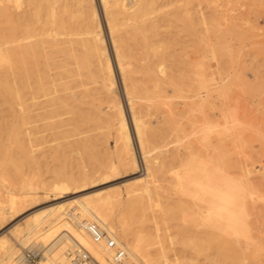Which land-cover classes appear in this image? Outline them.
<instances>
[{
  "label": "bare ground",
  "instance_id": "6f19581e",
  "mask_svg": "<svg viewBox=\"0 0 264 264\" xmlns=\"http://www.w3.org/2000/svg\"><path fill=\"white\" fill-rule=\"evenodd\" d=\"M193 2L192 10L184 7L182 14L189 21L188 29L191 30L196 45L195 53L199 55L203 18L200 0ZM176 3L177 0H0V153L5 152H2L3 148H6L3 139L5 141L7 138L11 145L16 146L17 153L22 154L21 159L17 160L11 153L9 159L12 160L13 157L12 162L20 163L19 167L22 169L28 164L39 166L38 159L32 156L33 147L37 145H33L31 133L26 129H20L21 124L24 126L32 119L27 116L28 112L35 110L39 111L35 116L45 122V127L56 131L55 134L61 138L85 137L79 142L69 141L59 146L58 149H62L64 153L72 150L75 145L82 146L85 150L104 144L109 145L110 136L114 135L113 153L109 158L108 156L100 158L95 167L96 174L100 173L101 177H115L126 170H130L131 175L142 173L140 175L142 177L139 176L140 178L127 183L129 185L124 190L115 194L99 192L85 197V201L74 197V200L70 203L68 201L67 204H75V207L69 208V205L56 202L57 205L48 209L39 210L30 216L28 214L29 217L25 218L23 223L14 225L7 235L0 239V255L2 260L6 261L5 264H24V254L20 255V249L15 245L17 244L15 241V244L13 243L12 238L21 239L22 244L29 243L31 250L41 245L44 248L41 264H72L71 253L79 245L91 252L101 264H111V254L103 246L95 245L86 233L85 227L89 224L98 225L123 244L132 264H169L167 250L162 242L163 235L157 222V217H160L157 214L161 212L164 214V209L160 199L162 192L156 188L155 179L156 175L165 173L169 161L158 157L152 161L149 153L151 149L166 147L173 141V137L176 138V142L182 143V140L186 141L192 132L195 135L197 131L204 129L203 125L199 126L200 122L198 124L187 115L193 113L194 107H200L201 102L206 99L212 100L214 93V89L211 88L207 89L206 96H201L199 90L194 91L191 96H186L181 84L177 86L178 83L176 84L169 74L168 63L171 59L168 50L173 43L168 39V33L176 20L184 21L182 20L184 17L181 18L176 13L177 8L170 10L174 5L177 7ZM191 5L190 3L188 6ZM100 9L123 82V95L131 115L141 162L136 156L127 116L116 90L114 67L108 53ZM197 66L200 67L198 64ZM197 77L200 78L201 74L197 73ZM169 88L173 90L170 91ZM173 93L175 95H171ZM174 98L185 101L173 104ZM212 103L211 108L214 111V100ZM16 105L24 108L23 114L18 116ZM178 105L187 108V112L178 109ZM160 106L165 108L162 113L160 112L161 122L158 123V127H149L148 123L144 122V117L152 118L158 115ZM153 109L157 110V114ZM17 116L21 119V124L15 130L12 127V132L8 133L12 129L9 119ZM204 116L205 132L212 135L217 129L215 115ZM103 128L106 129L105 133L93 135ZM188 130H191V133ZM22 134L28 137V145L19 138ZM101 135L106 140L103 139V142L99 143ZM211 140L208 141L210 151L208 160L203 161L196 155L198 150L192 149L196 152H190V154L193 152L192 157L185 165L184 173L177 175L176 181H179L177 188L191 186L195 189L191 188L190 192L206 205L204 208L205 205L202 204L206 211L202 210L201 218L208 228L221 229L228 236H233L238 247L242 238L249 245L253 238L251 226L246 219L245 197L250 192V185L235 180L233 176L230 177L218 168L214 157L218 143L215 144L214 140ZM149 143L155 146L152 148ZM149 147L151 149H148ZM176 159L180 160L179 154ZM177 188L175 187L176 191ZM82 190L84 189L80 186L72 188L68 182L63 181L57 185L53 184L49 191H43L42 196L30 194L26 197H13L9 205L2 208L7 214H0L3 215L0 216V220L7 218L9 226L17 218L32 210L27 208L38 201L37 206H40L42 200L51 204L62 200L65 195L77 194ZM171 197L166 198L169 199V203L173 201ZM158 202L161 207H158ZM180 202L178 203L181 204ZM189 202L185 203L189 204L188 207L192 203ZM116 204H128L136 210L142 209L144 214L149 211L148 214H152L151 221L154 222V232H146L145 229L136 234L127 232L124 218L116 220L115 216L108 212V209H112ZM157 207L161 212H157L155 209ZM190 230L187 233L193 236L190 240L191 245L208 244V238L213 245L211 237L216 236L214 232V234L211 231L189 232ZM120 232L122 237L119 235ZM203 235L209 237L206 239ZM168 236L171 245H174V239L171 235ZM216 237L215 239H218ZM233 244L230 247L236 249ZM172 264L181 262L175 261Z\"/></svg>",
  "mask_w": 264,
  "mask_h": 264
},
{
  "label": "rangeland",
  "instance_id": "374dc122",
  "mask_svg": "<svg viewBox=\"0 0 264 264\" xmlns=\"http://www.w3.org/2000/svg\"><path fill=\"white\" fill-rule=\"evenodd\" d=\"M177 1L179 5L176 3L177 7L174 5L173 8L170 7V10L177 8L176 13H178V16L181 18L184 17L182 19L184 21L181 22L176 20L174 26L168 33V39L173 43L170 44L171 47L168 50L170 54L169 59H171L168 63V67L170 68L169 74L175 80L176 84L178 83L177 86H180L181 84V87L185 90L184 94H186V96H191L198 90L201 96H206L208 90L211 88L214 89V93L211 97L212 100L206 99L207 101H200L202 103L201 106L194 107L195 109L193 113H190V115L188 113L187 115L189 119L197 121L198 124L200 122L201 124L199 126L203 125L202 127H204V129L202 128L201 131L196 132L198 135H196V133L194 135L193 132V134L191 133V130H188L191 133V138L188 136L190 139H185L186 141L183 139L181 143V141L176 142V138L173 137V141H170L171 143L169 145L166 147L162 146V148L156 150L151 149V147L153 148L155 145L153 146L149 143V146H151L148 148L151 149L149 156L151 154L150 158L152 157V161L157 157L159 159L166 158L169 161L165 173L158 176L156 175L155 177L157 180L156 188L160 190L159 192H164L163 194L160 193V199L162 202L159 199L161 206H163L164 214H162L160 208L158 209V207H161L159 202V206L155 209L158 210H156L157 212H161L160 214H157L160 216L157 217V222L159 223L158 227L161 229V234L163 235L162 242L167 250L169 264H172L175 261H179L181 264H264V0H200L203 23L200 28L202 38L199 46V55H196L195 53L196 45L194 44L193 36H191V30L188 29L189 21L185 15L183 16L184 7L188 10H192L194 2L193 0ZM187 3L188 5L191 3V7L188 6ZM100 17L103 23L108 53L114 67L116 90L122 100V107L126 113L125 116H127L126 118L131 131L132 142H134V149L136 148V156L141 162L135 131L133 124L131 123V115L129 113V108L127 107L125 96L123 95V82L119 70L117 69L115 53L112 51L113 47L111 46L109 31L103 20V14L101 15V9ZM191 39H193V41ZM175 40L177 41L173 42ZM179 46L181 47L179 48ZM197 64L200 65V67H198ZM172 68L174 70H172ZM197 73L201 74L200 78L197 77ZM173 75L176 77L174 78ZM183 83L187 86H183ZM169 90L172 91L173 88H169ZM171 95L175 94L173 93ZM173 100V104L180 102L183 103L185 101L179 98H174ZM209 100L211 103L214 100V111L211 108ZM178 107V109L183 111L187 109L181 105H178ZM163 108L164 107L162 106L158 107V115H154L152 118L144 117V122H147L149 127H158V123L162 120L160 116L162 113L161 111H164L165 109ZM15 109L18 116L24 113V108L20 105H16ZM38 112L39 111L35 110L29 111L27 116L32 117V119L28 120V123L24 126L20 123L21 119H18V116L17 118H12L8 121L11 128L13 127L14 130L21 124V130L26 129L28 133H31L30 138L33 140V145H37L33 147L32 156L38 159L39 166L31 164L30 166L28 164L27 166H24L23 169L20 168V163L12 162L13 157H11L12 160L9 158L10 155L13 154L15 157L14 159L20 160L22 154L20 152L17 153L18 149H16V146L11 145L7 138H5V141L3 139L6 148H3L4 150L2 152L5 151L4 153H0V214H7L2 211V208L9 205L11 198L21 196L26 197V195L30 194H38L39 196H42L43 191H49L53 184L57 185L63 181L68 182L72 188L80 186L84 190L77 194L65 195L62 200L55 201V203L51 202V204L50 202L47 203L42 200L40 206H37L39 205L38 201L27 208L32 210H29L17 218V220L9 226H7V223H9L7 218H4L5 220L1 219L0 239L7 235L14 225H20L26 220L25 218H28L30 214L33 215L34 212L37 213L39 210L42 211L57 204L69 205L67 202L69 201L68 203H70L71 200L76 198L80 201H85V197L99 192L115 194L116 192L124 190L127 185H129L127 183H131L135 179L142 177L140 176L142 173L131 175L130 170L121 171L120 174L115 177H101L100 173L96 174L97 168L95 167L98 165L100 158H106L107 156V158H109L111 156L110 154L114 151V135L110 136L108 142L109 145L104 144L101 147H93L91 150H85L82 146L75 145L72 150H67L64 153L62 149H58L60 148L59 146L66 144L69 141L79 142L85 137L81 136L69 139L61 138V136L55 134L56 131L46 128L45 122L35 116ZM154 112L157 114V110H154ZM204 115H207V117L209 115H215V118H213L217 124V129L212 135L205 132L206 118ZM157 118L159 120H157ZM13 128L8 133H11ZM199 129H201V127H199ZM105 132L106 129L103 128L94 132L93 135ZM19 138L28 145V137H25L22 134ZM209 138L214 140L213 143H218L216 145V154H214L218 168L223 170L230 177L233 176L232 178L235 180L250 185V192L245 197V201L249 205L246 204V219L249 226H251L250 229L253 238L249 245L242 238L240 246L238 247L234 242L233 236H228L223 233L221 229L213 230L208 228L201 218L203 216L202 210L206 211V209H203V207L206 208V205L190 192V189L192 188L191 186L177 188V185L179 184V181H176L178 180L176 179L177 175H182L184 173L185 165L190 162L192 153L196 152L192 149L196 148V150H198V154L196 153V155H198L203 161L209 159L210 151L208 149V141L211 140ZM103 139L106 140L105 137L101 135L99 143H102ZM198 144H200V146ZM196 145L198 147H196ZM187 146L190 147L188 148ZM105 149H107L108 152ZM191 151L193 152L190 154ZM199 153L202 154L200 155ZM178 154L180 155V160L176 159ZM174 156L176 158H174ZM202 156L203 158H206L203 159ZM174 168L177 171H175ZM169 169L170 171H168ZM176 193L179 194L177 195ZM162 195L165 200H163ZM169 197L173 199V201H170V203L173 202L171 204L169 203V199H166ZM67 198H69V200ZM178 198L181 199V202ZM186 201L192 202H189L190 207L192 208L188 207L189 204H185ZM196 203L198 205H196ZM155 204L157 205V203ZM202 204L205 206L202 207ZM199 205H201L202 208ZM72 207H75V204L69 205V208ZM108 212L113 214L116 220L124 218L123 220L126 222L125 230L131 234H136L142 229H145L146 232H154V222L151 221L152 216L150 217V215L152 214H148L150 213L149 211L147 214H144L142 209L136 210V208H131L128 204H116L112 209H108ZM3 215L0 216L3 217ZM189 229H191L189 232L200 231L201 233H204L206 231H211L212 234L215 233L217 236L215 237L218 239H215L213 235V238L211 237L212 245L209 240L210 238L207 239L209 236L203 235V238L208 240V244H201L202 246L196 244L193 246V244H190V240L193 236L192 234L190 235L187 233ZM119 235L120 237L123 236L121 235V232ZM168 235H171L174 239V245H171ZM12 240L14 244L15 242L17 243L15 245L20 249V255L24 254L31 248L29 243L28 245L27 243L22 244L21 239L12 238ZM213 240H216L214 241L215 243ZM231 244H233L236 249L233 247L231 248ZM33 249L39 251L41 258L40 261H42L44 248L41 247V245H37ZM156 249H154V251ZM236 250H238L239 253L241 252L240 255ZM233 251L235 252L233 253ZM5 262L6 261L2 260V256L0 255V264H5Z\"/></svg>",
  "mask_w": 264,
  "mask_h": 264
},
{
  "label": "built area",
  "instance_id": "2783aa9c",
  "mask_svg": "<svg viewBox=\"0 0 264 264\" xmlns=\"http://www.w3.org/2000/svg\"><path fill=\"white\" fill-rule=\"evenodd\" d=\"M93 243L97 246H103L111 254V264H132L129 261L127 251L123 244L96 224H89L85 227ZM40 253L37 250L30 249L24 253V264H41ZM72 264H101V262L83 246H78L71 253Z\"/></svg>",
  "mask_w": 264,
  "mask_h": 264
}]
</instances>
